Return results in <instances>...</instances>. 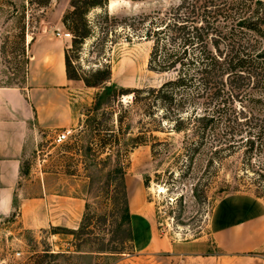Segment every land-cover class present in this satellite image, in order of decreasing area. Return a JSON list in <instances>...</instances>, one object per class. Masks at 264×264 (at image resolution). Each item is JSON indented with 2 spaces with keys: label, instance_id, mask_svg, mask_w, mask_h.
I'll use <instances>...</instances> for the list:
<instances>
[{
  "label": "trees",
  "instance_id": "trees-1",
  "mask_svg": "<svg viewBox=\"0 0 264 264\" xmlns=\"http://www.w3.org/2000/svg\"><path fill=\"white\" fill-rule=\"evenodd\" d=\"M108 2L70 0L61 18L72 34L71 46L64 49L67 78L98 88L82 122L88 140L67 145L81 154L97 199H86L76 227L50 225L53 233L73 235L74 250L46 247L23 264H79L76 259L85 254L122 251L134 239L126 160L142 143H150L154 155L169 153V143L159 147L160 140L148 139H158L153 131L164 130L165 122H171L168 131L185 135L177 160L188 169L197 164L202 173L218 176L228 168L236 189L264 197V0H180L165 10L126 18L121 27L131 30L126 39L140 31L152 41L149 67L170 73L160 84L142 87L113 81L111 63L84 69L71 58L93 34L89 12ZM102 16L108 34L116 16L106 9ZM19 38L25 40L22 27ZM124 96L131 99L124 102ZM134 106L150 127L146 122L132 127Z\"/></svg>",
  "mask_w": 264,
  "mask_h": 264
},
{
  "label": "rangeland",
  "instance_id": "rangeland-1",
  "mask_svg": "<svg viewBox=\"0 0 264 264\" xmlns=\"http://www.w3.org/2000/svg\"><path fill=\"white\" fill-rule=\"evenodd\" d=\"M69 1L0 0V85L24 83L27 65L23 53L30 49L32 37H58L66 47L71 46L72 36L63 35L68 29L61 20L70 8ZM179 1L109 0L105 8H93L88 14L94 26L93 34L81 51L70 53L74 64L91 69L111 63L113 81L127 87L160 84L170 73L149 67L152 41L141 36L140 31L127 40L131 30L121 27L126 18L165 10ZM105 9L110 16H116L109 21L108 34H105L107 20L102 16ZM21 27L25 30L24 41L19 38ZM77 81L82 86L75 87L79 97L74 100V108L82 113L80 121L69 126L71 134L63 141L55 139L63 128L44 133L30 158L33 164L42 163V167L52 171L79 173L77 169L82 167L86 175L84 164L79 165L81 154L75 152L74 146L67 145L88 140L89 133L82 122L98 88ZM129 99L131 96L123 97L124 102ZM140 118V108L134 106L129 118L132 127L137 130L145 122L150 127L148 118ZM170 123L165 122L164 130L153 131L158 139L148 138L151 142L160 140L159 147L169 143V153L154 155L151 144L142 143L130 151L126 160L134 239L120 252L99 255L93 252L76 261L79 264H175L178 251L186 241L204 237L209 238L212 249L217 251L219 264H264V197H258L251 189H236L228 168L222 169L218 176L202 173L197 164L193 170L188 169L177 160L185 135L168 131ZM86 199L91 202L97 199L89 186ZM75 245L72 234L53 233L50 225L29 228L15 214L0 216V264H23L43 248L74 250Z\"/></svg>",
  "mask_w": 264,
  "mask_h": 264
},
{
  "label": "crops",
  "instance_id": "crops-1",
  "mask_svg": "<svg viewBox=\"0 0 264 264\" xmlns=\"http://www.w3.org/2000/svg\"><path fill=\"white\" fill-rule=\"evenodd\" d=\"M65 47L58 37H32L24 83L0 85V216L15 214L29 228L76 227L85 210L89 178L82 167L52 171L30 158L44 133L82 115L74 108L82 85L66 76ZM211 246L209 238L188 240L175 264H219Z\"/></svg>",
  "mask_w": 264,
  "mask_h": 264
},
{
  "label": "built area",
  "instance_id": "built-area-1",
  "mask_svg": "<svg viewBox=\"0 0 264 264\" xmlns=\"http://www.w3.org/2000/svg\"><path fill=\"white\" fill-rule=\"evenodd\" d=\"M63 35L68 36V37L72 36V34L69 30L63 31ZM70 134H71V128L70 127H64L60 132H58L56 134L55 139L57 141H63L65 139H67L70 136Z\"/></svg>",
  "mask_w": 264,
  "mask_h": 264
}]
</instances>
